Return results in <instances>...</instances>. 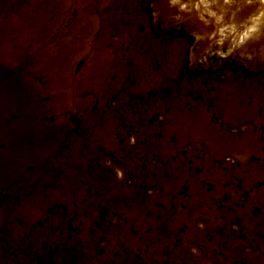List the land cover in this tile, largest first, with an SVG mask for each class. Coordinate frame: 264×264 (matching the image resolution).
<instances>
[{
	"label": "rangeland",
	"instance_id": "374dc122",
	"mask_svg": "<svg viewBox=\"0 0 264 264\" xmlns=\"http://www.w3.org/2000/svg\"><path fill=\"white\" fill-rule=\"evenodd\" d=\"M0 264H264L262 0H0Z\"/></svg>",
	"mask_w": 264,
	"mask_h": 264
},
{
	"label": "bare ground",
	"instance_id": "6f19581e",
	"mask_svg": "<svg viewBox=\"0 0 264 264\" xmlns=\"http://www.w3.org/2000/svg\"><path fill=\"white\" fill-rule=\"evenodd\" d=\"M200 1V0H199ZM198 2V1H197ZM262 2L264 3V0H262ZM185 3V2H184ZM183 4V3H182ZM198 4H199V2H198ZM197 4V5H198ZM201 4V3H200ZM179 5H181V4H179ZM195 5V4H194ZM182 6V5H181ZM187 6V5H186ZM191 6V5H190ZM192 7V6H191ZM194 8V7H193ZM200 8V7H199ZM186 9V8H185ZM195 9L196 10H198V11H201V10H199L198 9V7L197 6H195ZM191 10V9H190ZM196 10H194V11H196ZM198 11H196V13L198 12ZM199 14H200V12H198ZM202 14V13H201ZM256 20V19H255ZM250 26V25H249ZM247 28V27H246ZM206 30V29H205ZM210 30V29H209ZM211 31V30H210ZM219 31H221V30H219ZM219 31H217V32H219ZM251 31V30H250ZM216 32V33H217ZM216 33H215V35H216ZM249 33V32H248ZM210 34V33H209ZM208 34V35H209ZM213 35H214V33H212ZM218 34V33H217ZM222 34V33H221ZM223 35V34H222ZM226 34H224V36H225ZM228 35V34H227ZM219 36V35H218ZM246 36H248V35H246V33H244V34H241L240 36H237V43H241V42H243V40L246 38ZM216 37V36H215ZM220 38H221V36H219ZM232 37H234V36H232ZM231 38V37H230ZM223 39V38H222ZM234 39V38H233ZM212 40H213V38H212ZM220 41H221V39H220ZM227 41H228V39H227ZM218 42V40H216V41H212L211 43H212V45H215L216 43ZM226 42V41H225ZM219 43V42H218ZM233 43H234V40H233ZM186 43H185V41L184 40H181V41H179L178 43H176V44H168V46H166L165 48H167L168 50H169V53L170 54H167V56H168V62L171 64V65H169V68H168V66H164V67H162V68H160L159 67V69L157 70V74H167V73H171V71H172V69L175 67V68H177V69H173L174 70V73H178L180 70H181V67L179 66V64H180V62L182 61V58H183V55H184V45H185ZM210 44V43H209ZM150 45V44H149ZM212 45H210V46H212ZM220 45V44H219ZM223 45V44H222ZM221 45V46H222ZM159 46V45H158ZM153 47H154V45H153ZM157 47V46H156ZM162 47V46H161ZM160 47V48H161ZM149 48V47H148ZM147 48V49H148ZM151 48V47H150ZM220 49H221V47H219ZM154 50V49H153ZM165 50V49H164ZM157 51V50H156ZM152 52V51H151ZM146 53V52H145ZM161 55H162V53H160ZM157 55V54H156ZM159 55V54H158ZM154 56V55H153ZM106 59V58H105ZM168 63V64H169ZM175 63L177 64V66H175ZM172 64H174V65H172ZM140 69H142V67L140 68ZM144 70V69H143ZM166 72V73H165ZM213 75V74H212ZM215 75V74H214ZM229 75H231V74H229ZM228 75V76H229ZM233 75V74H232ZM252 75V74H251ZM259 76V75H258ZM157 77H159V76H157ZM249 77V76H248ZM240 78V77H239ZM238 78V79H239ZM259 78H261V77H259ZM208 79V78H207ZM214 80V79H213ZM233 80V79H232ZM231 80V81H232ZM240 80V79H239ZM256 80V79H255ZM263 80V79H262ZM194 81V80H193ZM207 81H209L210 83H212V84H216L214 81H212V80H207ZM241 81V80H240ZM255 82V81H254ZM257 82V81H256ZM218 83V82H217ZM247 84V83H246ZM249 84V83H248ZM256 84V83H255ZM254 84V85H255ZM208 85V84H207ZM213 85V86H214ZM242 84H240L239 83V81L238 82H235V84H234V81H232V83L230 82V81H226L225 80V84L223 83L222 85H220L216 90L218 91V89H221V90H223V91H228V92H230V94L231 93H234V90L236 91H239V92H241V91H243V93L244 92H249V91H252L254 88H252V89H250L249 87L248 88H243L242 89ZM250 87H251V85H250ZM216 88V87H215ZM259 88V87H258ZM214 89V88H213ZM259 90H260V88H259ZM220 91V90H219ZM236 91V92H237ZM215 92V91H214ZM245 94V93H244ZM238 95V94H237ZM233 96H234V94H233ZM247 97V96H246ZM223 100V99H222ZM222 102V101H221ZM227 103H234V97H233V99H232V101H229V102H227ZM251 116H253V117H255L254 115H251ZM219 135V134H218Z\"/></svg>",
	"mask_w": 264,
	"mask_h": 264
}]
</instances>
